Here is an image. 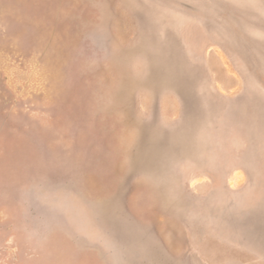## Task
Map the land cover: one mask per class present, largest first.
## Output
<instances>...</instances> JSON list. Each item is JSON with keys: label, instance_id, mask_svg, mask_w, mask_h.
Returning <instances> with one entry per match:
<instances>
[{"label": "rangeland", "instance_id": "rangeland-1", "mask_svg": "<svg viewBox=\"0 0 264 264\" xmlns=\"http://www.w3.org/2000/svg\"><path fill=\"white\" fill-rule=\"evenodd\" d=\"M0 264H264V0H0Z\"/></svg>", "mask_w": 264, "mask_h": 264}]
</instances>
